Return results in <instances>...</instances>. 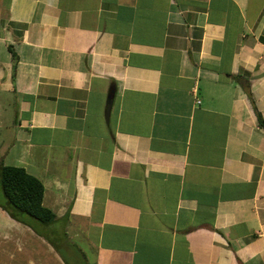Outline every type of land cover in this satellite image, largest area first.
<instances>
[{"label": "crops", "instance_id": "crops-1", "mask_svg": "<svg viewBox=\"0 0 264 264\" xmlns=\"http://www.w3.org/2000/svg\"><path fill=\"white\" fill-rule=\"evenodd\" d=\"M0 93L56 216L3 264H264V0H0Z\"/></svg>", "mask_w": 264, "mask_h": 264}, {"label": "trees", "instance_id": "trees-1", "mask_svg": "<svg viewBox=\"0 0 264 264\" xmlns=\"http://www.w3.org/2000/svg\"><path fill=\"white\" fill-rule=\"evenodd\" d=\"M12 70L15 71L16 58L12 54ZM260 123H262L259 117ZM0 191L4 198L0 208L12 219L28 217L48 226L56 221L55 214L43 205L44 186L23 167L3 165L0 162Z\"/></svg>", "mask_w": 264, "mask_h": 264}, {"label": "rangeland", "instance_id": "rangeland-1", "mask_svg": "<svg viewBox=\"0 0 264 264\" xmlns=\"http://www.w3.org/2000/svg\"><path fill=\"white\" fill-rule=\"evenodd\" d=\"M17 118L16 99L11 95L0 93V162L2 157L3 165L17 166L18 162L15 160V152L12 151V143L14 142L15 124L14 121ZM10 153L8 154V151ZM4 153L7 155L3 156ZM4 198L0 191V202H3ZM28 218V217H27ZM30 222V223H27ZM29 227L34 223L31 219L26 221ZM48 228H51L50 225ZM48 242L43 241L45 248H43L45 256L50 254V237L47 238ZM58 249L64 244V239L60 234L59 226L54 227V233L52 234V242ZM36 245V244H34ZM44 247V246H43ZM71 264H77L78 261H70ZM0 264H3L0 261ZM54 264V263H51ZM80 264V263H79Z\"/></svg>", "mask_w": 264, "mask_h": 264}, {"label": "water", "instance_id": "water-1", "mask_svg": "<svg viewBox=\"0 0 264 264\" xmlns=\"http://www.w3.org/2000/svg\"><path fill=\"white\" fill-rule=\"evenodd\" d=\"M112 98H113V91H110V93L107 96L106 109H105V119L106 120L108 118V114H109V111H110Z\"/></svg>", "mask_w": 264, "mask_h": 264}]
</instances>
